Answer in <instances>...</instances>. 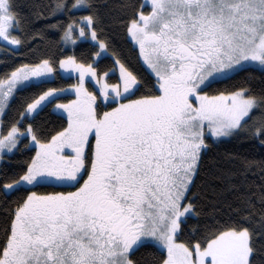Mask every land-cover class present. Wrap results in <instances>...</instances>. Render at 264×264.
Returning a JSON list of instances; mask_svg holds the SVG:
<instances>
[{
  "label": "snow or ice",
  "instance_id": "1",
  "mask_svg": "<svg viewBox=\"0 0 264 264\" xmlns=\"http://www.w3.org/2000/svg\"><path fill=\"white\" fill-rule=\"evenodd\" d=\"M46 7L37 19L69 17L50 25L64 43L90 40L96 50L87 61L44 57L0 75V117L17 92L60 75L54 65L76 77L33 93L19 119L0 120V160L21 146L32 151L20 171L0 177L7 205L0 264H141V251L150 264H264V160L241 157L239 170L208 172L213 192L221 183L238 194L235 215L213 213L202 230L184 228L204 211L192 189L209 138L244 134L264 146V92L212 89L243 72L264 73V0H124L117 19L138 48L139 69L115 51L112 67L99 69L110 51L99 34L106 4L53 0ZM26 19L15 0H0V44L8 52L42 35L24 32ZM49 105L62 120L58 129L25 125ZM256 168L259 184L248 176Z\"/></svg>",
  "mask_w": 264,
  "mask_h": 264
},
{
  "label": "trees",
  "instance_id": "2",
  "mask_svg": "<svg viewBox=\"0 0 264 264\" xmlns=\"http://www.w3.org/2000/svg\"><path fill=\"white\" fill-rule=\"evenodd\" d=\"M68 2L72 3L74 0H68ZM96 2L100 5L106 4L108 6L107 8H101V12L104 14V23L101 25L102 30L99 34L100 38L106 40L110 48L105 58L99 60V69L106 70L112 67L114 59L111 55L112 51H115L117 56L131 67L139 69L140 65L137 60L138 49L120 27L117 19L123 15L120 5L124 0H96ZM138 2L143 1L138 0ZM15 3L20 13L27 18L23 25L24 32L33 33L34 31H39L42 35L36 37L35 42H32L30 37L26 36L24 38V44L12 52L7 51L6 45L0 44V75H3L5 72H10L13 67L21 63L33 64L44 57H49L55 61L62 56L74 54L86 61L92 59L91 53L96 50L91 46L92 42L82 40L71 48L65 47L61 40L62 32L58 28L50 27L56 20L66 22L69 18L68 16L61 15L56 18H48L47 20L36 18L35 13L37 11H44L47 13L46 6L53 3V0H15ZM84 14L86 13L74 12L70 15L79 17ZM54 66L59 73L58 64ZM109 79L115 81L116 75L110 76ZM73 80L74 78L72 76H62L60 74L54 79H50L48 83L40 86V88L32 87L17 92L15 97L11 100L10 108L6 111V114L2 116V121L11 122L19 119V113L24 109L27 98L33 93L38 92L41 88H62L72 83ZM240 86H249L256 94L264 92V73L259 70L243 72L232 79L213 84L212 89L223 90ZM69 98L70 95L62 97V99L65 100ZM53 103H55V101H53ZM34 115L35 120L29 118L24 121L25 125L31 122L39 129L50 131L52 129H58L62 123L59 116L52 111L51 105L39 112V114ZM208 144V150L205 152L201 162L200 176L196 181V186L192 189V192L199 193L197 203L204 211L201 216L198 218L194 217L184 226L186 233L190 232L194 227H200L202 230V226L205 223H211L210 216H212L213 213L217 218L235 215L234 209L239 204V200L237 199L238 194L222 191L221 188L223 185L221 183L216 185V191L213 192L212 187L205 182L208 178V172L215 171L217 166L239 170L241 168V157H247L250 160L256 161L264 160V146H261L259 141L251 138L249 135L242 134L237 137L223 138L220 140L209 138ZM230 153L234 154L236 159H231L229 157ZM31 154L32 151L23 149L21 146L12 154L7 155L0 163V177L5 173L12 175L14 172L20 171L22 162L28 159ZM254 173L255 174H248L249 179L254 180L256 184L261 183L259 168L254 169ZM189 195H191V193ZM213 205H215V208H213ZM6 207L7 205H5L2 198H0V224H3L5 220ZM261 208V204L257 202L254 210L257 219L259 218ZM137 258L141 260V264H150L151 262V256L147 251L138 253Z\"/></svg>",
  "mask_w": 264,
  "mask_h": 264
},
{
  "label": "rangeland",
  "instance_id": "3",
  "mask_svg": "<svg viewBox=\"0 0 264 264\" xmlns=\"http://www.w3.org/2000/svg\"><path fill=\"white\" fill-rule=\"evenodd\" d=\"M142 1H143V0H142ZM82 40H84V39L78 40L77 42L82 41ZM88 41H90V40H88ZM62 42H63V41H62ZM77 42H76V43H77ZM90 42H92V41H90ZM92 43H94V42H92ZM63 45H64L65 47H70V48L74 46V45L71 44V43H64V42H63ZM13 47H14V46H13ZM136 48H137V47H136ZM137 49H138V48H137ZM96 59H98V58H96ZM58 71H59V73H60L62 76H68L65 72H63L62 70H60L59 67H58ZM118 74H119V73H118V70H117V72H116V76H118ZM72 77L74 78V80H73L72 83H74L75 80H76L75 74H73ZM110 82H115V81H111V80H110ZM72 83H70V84H72ZM93 83H94V82H93ZM72 98H73V97L70 96L69 99H72ZM0 120H2V117H0ZM211 139L216 140L215 138H211ZM222 139H223V138H222ZM15 151H16V149L13 150V152H15ZM13 152H12V153H13ZM12 153H9V154H7V155H10V154H12ZM1 161H2V160H0V163H1Z\"/></svg>",
  "mask_w": 264,
  "mask_h": 264
}]
</instances>
